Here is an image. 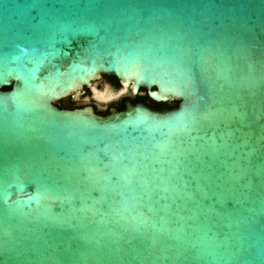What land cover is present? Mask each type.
I'll list each match as a JSON object with an SVG mask.
<instances>
[{"label": "water", "instance_id": "obj_1", "mask_svg": "<svg viewBox=\"0 0 264 264\" xmlns=\"http://www.w3.org/2000/svg\"><path fill=\"white\" fill-rule=\"evenodd\" d=\"M0 264H264V0H0Z\"/></svg>", "mask_w": 264, "mask_h": 264}, {"label": "flooded vegetation", "instance_id": "obj_2", "mask_svg": "<svg viewBox=\"0 0 264 264\" xmlns=\"http://www.w3.org/2000/svg\"><path fill=\"white\" fill-rule=\"evenodd\" d=\"M94 90L102 94L101 98L94 97ZM140 93V92H139ZM138 94H133L130 87H125L116 77L102 75L94 80L91 86H85L83 89L65 98L64 109H80L92 107L99 115H106L112 110L121 111L126 108L128 102L132 104L144 103L153 107L152 103L146 99H138ZM145 95V91L142 92Z\"/></svg>", "mask_w": 264, "mask_h": 264}, {"label": "trees", "instance_id": "obj_3", "mask_svg": "<svg viewBox=\"0 0 264 264\" xmlns=\"http://www.w3.org/2000/svg\"><path fill=\"white\" fill-rule=\"evenodd\" d=\"M4 89L5 90H9L10 88H4ZM142 92H143V90L140 91V93L138 95V99H146V100L150 101L155 109H159V110H163L164 108L172 109V108H175V107L178 106V102H174V101H169V102H166V103L154 102L148 97L147 94L143 95ZM65 103H66V99H63V100L57 102L56 105L59 108L64 109L63 107H66ZM108 114H106V115H108ZM106 115H103V116H106Z\"/></svg>", "mask_w": 264, "mask_h": 264}]
</instances>
